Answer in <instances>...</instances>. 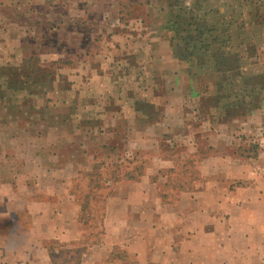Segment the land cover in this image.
I'll return each mask as SVG.
<instances>
[{
    "label": "rangeland",
    "instance_id": "obj_1",
    "mask_svg": "<svg viewBox=\"0 0 264 264\" xmlns=\"http://www.w3.org/2000/svg\"><path fill=\"white\" fill-rule=\"evenodd\" d=\"M184 1L229 39L222 52L244 74L238 92L247 95L241 102L253 97L249 108L226 107L235 99L218 103L221 74L188 75L171 42L169 21L178 10L171 0H0V139L21 134L25 123L31 134L42 126L47 136L27 137L28 154L42 145L49 155L55 146L76 161L70 169L81 170L73 190L84 201L86 233L69 255L61 254L63 264L99 241L102 202L118 178L137 176L158 158L182 161L187 169H171V181L188 190L198 165L186 156L196 149L215 153L207 147L213 124L240 136V122L264 106V0ZM247 53L249 59L240 57ZM259 119L264 124V115ZM257 133L248 146L237 141L239 153L264 150L257 143H264V130ZM108 136L115 145H104ZM188 139L196 145L184 146ZM88 141L93 145L80 152ZM84 150L97 160H86Z\"/></svg>",
    "mask_w": 264,
    "mask_h": 264
},
{
    "label": "crops",
    "instance_id": "obj_2",
    "mask_svg": "<svg viewBox=\"0 0 264 264\" xmlns=\"http://www.w3.org/2000/svg\"><path fill=\"white\" fill-rule=\"evenodd\" d=\"M183 78L190 85L189 76ZM253 115L240 122V136L229 134V125L213 124L207 147L215 153L185 155L198 165L188 190L171 181V169L179 170L173 160L158 158L137 176L118 178L102 202L99 241L73 264H264V150L251 157L237 144L258 141L264 106ZM41 127L31 134L25 123L21 134L0 139V264H63L61 254L85 238L84 201L73 190L81 170L69 168L74 158L61 157L55 146L49 155L42 145L28 154L27 137L47 136ZM113 139L104 145H115ZM91 145L78 147L82 152ZM231 146L232 153L222 152Z\"/></svg>",
    "mask_w": 264,
    "mask_h": 264
},
{
    "label": "trees",
    "instance_id": "obj_3",
    "mask_svg": "<svg viewBox=\"0 0 264 264\" xmlns=\"http://www.w3.org/2000/svg\"><path fill=\"white\" fill-rule=\"evenodd\" d=\"M171 2L170 8L178 7L169 21L173 33L171 42L178 61L187 66L188 75L196 78L199 72L205 69L221 74L215 84L218 103L222 98L225 101L235 99V104L227 102L226 107L249 108L253 97L248 96V103L241 102L240 99L245 100L247 95L241 92L243 88L238 92L239 82L244 80V74L240 66L235 65L237 62L228 59L225 52H222L224 46L229 48V39H225L217 26L199 13V7L190 8L184 0ZM216 108L218 109L217 106Z\"/></svg>",
    "mask_w": 264,
    "mask_h": 264
}]
</instances>
